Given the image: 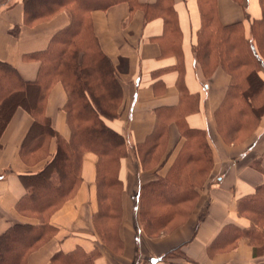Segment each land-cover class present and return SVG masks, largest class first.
<instances>
[{
    "label": "crops",
    "instance_id": "obj_1",
    "mask_svg": "<svg viewBox=\"0 0 264 264\" xmlns=\"http://www.w3.org/2000/svg\"><path fill=\"white\" fill-rule=\"evenodd\" d=\"M205 4L209 0H205ZM132 10L127 3L105 11H94L92 19L105 54L118 64L124 104L112 127L125 135L130 148L143 142L162 117L168 123L169 141L164 165L165 175L185 142L176 118L184 127L205 133L211 147V174L200 192V200L191 218L174 231L151 238L142 231L138 220V188L143 181L140 167L133 157L121 162L120 179L123 219L118 239L121 253L114 254L100 242L94 229L97 210L96 155L83 156V180L73 197L51 217L57 236L31 254L30 264H48L58 250L69 253L78 246L86 252L99 251L95 264H263L264 254H256L249 241L241 238L236 247L215 251L217 240L227 243L235 231L245 230L251 221L240 215L237 203L252 195L264 184V110L256 131L239 144H227L217 131L216 112L224 101L231 78L219 68L205 79L196 64L193 43L200 28L197 0H137ZM216 13L223 25L242 22L250 36L251 22L263 17L260 0H216ZM150 7L146 18L143 8ZM67 11L34 27L24 26L22 0L0 2V61L14 66L27 81L35 80L39 63L26 55L45 50L55 33L70 24ZM19 27L17 33L12 29ZM264 81V68L259 72ZM34 90V89H33ZM25 93V103L37 99ZM66 101L62 86L51 92L46 115L57 135L68 137L70 129L61 107ZM34 126L29 108L18 106L0 132V235L15 223L37 224L22 216L16 204L24 196L20 176L40 170L44 163H25L20 151ZM38 130V129H36ZM37 132V131H34ZM56 151L55 138L50 152ZM222 232L227 235L222 236ZM231 233V235H230ZM214 248V249H213Z\"/></svg>",
    "mask_w": 264,
    "mask_h": 264
},
{
    "label": "trees",
    "instance_id": "obj_2",
    "mask_svg": "<svg viewBox=\"0 0 264 264\" xmlns=\"http://www.w3.org/2000/svg\"><path fill=\"white\" fill-rule=\"evenodd\" d=\"M235 1L243 6L246 0ZM22 3L26 27L48 22L62 11L69 12L71 22L53 35L45 50L26 55L27 60L39 63L35 80H24L14 66L0 61V132L18 106L29 108L34 126L20 155L25 163H44L40 170H29L20 176L25 194L16 204L19 214L37 220V224L15 223L0 235V264H30L29 256L57 236L58 229L52 225L51 217L80 186L86 153L96 155V184L106 188V200L111 201L115 188L123 186L122 160L135 158L140 173H146L147 165L156 161L169 141L168 123L162 117L157 119L153 132L132 148L125 135L112 127L121 115L124 94L119 66L103 51L92 13L121 3H127L133 10L137 0H22ZM197 3L201 24L193 43L196 64L207 80L219 68L230 76L226 97L216 112V124L224 143L239 144L258 128L264 110V81L259 75L264 68V0H260L263 17L251 22L250 36L246 35L242 22L223 25L219 21L216 0H209L207 5L205 0ZM143 8L146 18L150 17L147 9L150 7ZM18 30L19 27H14L12 32ZM57 85L62 86L66 95L61 110L70 129L68 137L57 135L46 115L49 96ZM28 91L38 95L32 109V103L23 99ZM5 110L12 114L5 116ZM175 122L185 142L173 164L164 176L155 171L138 188L139 223L147 235H157L167 228L181 214L178 208L184 202L198 198L196 171L213 165L205 133L187 129L179 118ZM53 138L54 155L50 152ZM102 194L100 191L97 194L99 202ZM159 207L164 210L161 212ZM237 209L251 221V226L235 231L234 238L227 243L215 241L213 247L215 251L231 250L245 238L258 255L264 249V184L252 195L240 199ZM102 217L108 223L114 216L105 213ZM222 233L223 237L227 235ZM99 254L98 250L86 252L78 246L69 253L56 251L48 264H95Z\"/></svg>",
    "mask_w": 264,
    "mask_h": 264
},
{
    "label": "rangeland",
    "instance_id": "obj_3",
    "mask_svg": "<svg viewBox=\"0 0 264 264\" xmlns=\"http://www.w3.org/2000/svg\"><path fill=\"white\" fill-rule=\"evenodd\" d=\"M2 1L3 0H0V2H2ZM8 112H6V110H5L4 115L8 116L12 111L9 110ZM252 134L247 136V138L250 137ZM164 155H165V151H162V152L160 151L158 153V157H157L156 161L147 165L146 169L148 172L141 173V175H142L141 178L143 180H146L148 177H150L153 172L160 171L163 168L164 162L161 163V160L164 158ZM211 169H212V167L209 165H207L204 170L198 168V170L196 171L197 173L195 174V177H194L196 179V188H198L200 190L198 193V195H199L198 198L193 197L190 201L184 202V204H182L180 206V208L182 207V211L180 210V208H178L179 212L181 214L179 216L175 217L176 219H174L173 223L168 225L167 228L161 229L157 233V235H154V236L148 235L149 237L158 238L161 235H163L164 233H169L170 231H174L176 228H178L179 226H181L183 223H185L186 221H188L191 218V215L195 212L197 205L199 203L200 192L205 188V183L207 182V180L211 174ZM195 170H196V168H195ZM183 183H185V182H183ZM78 188H77V190H78ZM115 189L116 190L112 195V197H114V199L111 201L110 200L108 201V200H106V197L108 196L106 188L103 187V185H102V187H101V185H99V187H98V185L96 184V193L98 194L99 191H100V194L103 193L101 198H103L104 200L102 199L99 202L98 198H97V210H96V213L94 215V220H93L94 223L93 224H94L95 233L97 234V236H98L100 242L103 244V246L108 248L109 250H111L114 254H120L122 251L121 243H120V241H118L117 237H118V233H119V227H120L122 219H123L122 194H123V190H124V184L122 187H118V188L116 187ZM77 190L75 191V193L77 192ZM97 197H98V195H97ZM98 202L102 203V204H99ZM146 202H147V200H146ZM143 203H145V202H143ZM163 210H164L163 208H160L161 212ZM105 213H108V214L113 213V216H114V217H112V219L108 223H106L104 221V217H102L103 214H105ZM138 220H139V210H138ZM140 227L143 231V228L141 225H140ZM260 253L264 254V249H262ZM260 253L258 252V254H260Z\"/></svg>",
    "mask_w": 264,
    "mask_h": 264
}]
</instances>
